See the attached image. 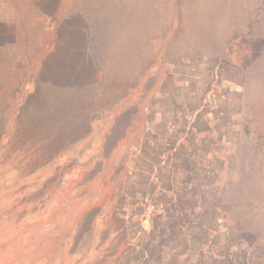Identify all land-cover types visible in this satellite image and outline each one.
Here are the masks:
<instances>
[{"label": "rangeland", "instance_id": "1", "mask_svg": "<svg viewBox=\"0 0 264 264\" xmlns=\"http://www.w3.org/2000/svg\"><path fill=\"white\" fill-rule=\"evenodd\" d=\"M131 199L264 264V0H0V264H72Z\"/></svg>", "mask_w": 264, "mask_h": 264}, {"label": "crops", "instance_id": "2", "mask_svg": "<svg viewBox=\"0 0 264 264\" xmlns=\"http://www.w3.org/2000/svg\"><path fill=\"white\" fill-rule=\"evenodd\" d=\"M132 201L129 208H117L114 204L113 208L105 210L106 214L116 218L130 216L126 231H123V224L117 222L114 225L96 224L93 236L88 237L90 247L78 252L71 251L72 264H214L212 247L208 252L205 245H200L196 238L186 236L184 230L180 231L175 226L173 231H168L164 218L166 210L133 208ZM156 225H160V228L154 227ZM104 229L106 236L101 235ZM210 238L212 246L213 238ZM77 239L73 237V240ZM189 245L200 248L199 255L192 257L190 253V257L187 256ZM204 253L211 256L210 261L204 259Z\"/></svg>", "mask_w": 264, "mask_h": 264}]
</instances>
